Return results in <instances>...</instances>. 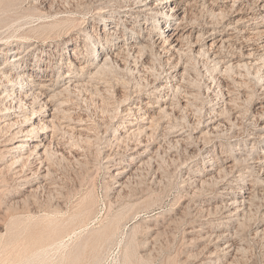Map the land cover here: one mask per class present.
I'll return each instance as SVG.
<instances>
[{"label": "rangeland", "instance_id": "1", "mask_svg": "<svg viewBox=\"0 0 264 264\" xmlns=\"http://www.w3.org/2000/svg\"><path fill=\"white\" fill-rule=\"evenodd\" d=\"M195 1L183 4L187 29L215 28L235 45L211 57L196 51L212 40L168 53L166 22H183L168 15L154 30L145 0H0V68L26 57L23 95L31 106L40 92L43 106L33 116V106L13 113L0 101V264H264V163L250 161L264 157V34L236 40L256 35L264 9L241 6L255 19L236 23L237 13L216 15L227 0ZM121 36L139 41L133 56ZM105 46L117 63L99 75L90 52ZM69 69L83 86L70 93ZM14 81L0 79V98ZM44 122L23 136L24 153L11 151L22 137L10 134ZM22 156L18 170L40 158L47 177L22 181L12 163ZM114 167L130 170L122 187ZM241 188L257 196L236 211L225 192Z\"/></svg>", "mask_w": 264, "mask_h": 264}, {"label": "bare ground", "instance_id": "2", "mask_svg": "<svg viewBox=\"0 0 264 264\" xmlns=\"http://www.w3.org/2000/svg\"><path fill=\"white\" fill-rule=\"evenodd\" d=\"M49 1H51V0H42V2L43 3H47V2H49ZM53 1V0H52ZM139 1V0H138ZM141 1V0H140ZM146 1V3H144L143 4V6H145V7H147V9L148 10H152V11H154V16H151V17H149L150 19H153V20H151L150 21V25L152 26V28L154 29V30H156L158 27H159V25L161 24V22L165 19V16H168V15H170V19L172 20V19H175V18H177V20L178 19H180L181 18V20L180 21H185L186 20V17H187V10H185L184 9V7H183V4H184V2H185V4H189L190 5V3H193V2H191V0H145ZM198 1V0H197ZM219 0H215L214 2H218ZM244 1V0H243ZM245 1H247V0H245ZM68 2V1H67ZM211 2V1H210ZM213 2V3H214ZM227 2H230L229 3V5H226L225 7L223 6V8L221 7H219V13H217L216 15L218 16V17H220L222 20H225V19H229L230 18V16H231V14H233V13H237V15L239 16L238 17V20H237V22L236 23H250L252 20H254L255 19V12H245V10L243 11V9L242 8H244V7H246V8H249V6H250V4H252L254 7H259V8H261V9H264V0H252V2H247L245 5L243 4V2H241V4H240V9L239 8H237V9H235V7H236V4H237V0H227ZM42 3V4H43ZM195 3H196V1H195ZM194 3V4H195ZM213 3H211L212 5H214ZM54 4V3H53ZM162 4H165L166 5V8H167V12H163L162 11ZM198 4V3H197ZM45 5V4H44ZM215 5H216V3H215ZM214 5V6H215ZM52 6H54V5H52ZM187 6V5H186ZM194 6V5H193ZM241 6H242V8H241ZM248 6V7H247ZM209 8V7H208ZM251 9V8H250ZM253 9V8H252ZM50 10V9H49ZM145 11V10H144ZM247 11V10H246ZM147 12V11H146ZM213 12H215L214 10H213ZM182 13H183V16L182 17H180L181 15H182ZM216 13V12H215ZM214 14V13H213ZM192 18V17H191ZM106 19H108V18H106ZM136 19H138L136 16L134 17V20H136ZM107 21H111V19H109V20H107ZM256 22V21H255ZM259 22V21H258ZM261 23V22H260ZM110 24H114V22H112L111 21V23ZM106 25H107V23H102V26H104V29H106ZM166 33L165 34H163V36L161 37V42H160V44H161V47L162 48H164V49H166L167 50V52L169 53V52H173L172 51V49L175 51L176 49H178V50H184V47H186V45L187 46H190L191 48L192 47H195V46H198V45H200L202 42H204L205 40H212V43H211V45H210V48L209 49H207L206 50V48H202V49H197V51H196V53L197 54H199V55H203V56H208V57H211V52L214 50H216V49H221V48H223V47H228V45L230 46V45H235V36L233 37V36H231V35H227V33L226 34H220V32H217L216 30L217 29H208L207 31L206 30H203V29H200L199 27V29L200 30H198L197 32L195 31V27H194V25H191L190 26V28L192 29H187L188 28V25H184V22H183V24L181 23V24H175V23H171V22H169V21H167L166 22ZM190 25V24H189ZM239 25V24H238ZM261 27H263V28H261ZM261 28V29H260ZM22 30V29H21ZM238 30V29H237ZM240 30V29H239ZM257 30H259V31H257L256 32V35H254L253 37H241V38H237L236 40H243V38L246 40V41H254L255 40V38H257V36H259V37H262L263 36V34H264V21H263V23H261L260 25H258V29ZM223 31V30H222ZM221 31V32H222ZM226 31V30H225ZM252 31V30H251ZM240 32H242V31H240ZM110 33H112V34H116V35H118L119 33H118V29H117V27L116 26H114L113 27V31L112 32H110ZM194 33H196L197 35H196V37H195V35H194ZM244 33V32H243ZM18 34V33H17ZM103 34H104V32H103ZM229 34V33H228ZM231 34V33H230ZM242 34V33H241ZM245 34V33H244ZM92 36V35H91ZM205 36H207V38H205ZM122 37V36H121ZM121 39V41H125V43H124V45H122V46H118V47H120V48H122V50L124 49V50H126V52H127V54H129L130 52H131V54H133L132 53V51L134 50V49H136L137 47H136V44H137V42H139L138 40H135L134 38H129L127 41H126V38H124V37H122V38H120ZM254 39V40H253ZM104 41H105V43H109V45H112V43H111V41H112V39L111 38H107V37H104V39H103ZM242 40H241V42H242ZM237 41V42H238ZM258 41V40H257ZM231 42H234V44H231ZM240 43V42H239ZM256 43V42H255ZM144 46V45H143ZM241 46V45H240ZM236 47V46H235ZM243 47V46H242ZM145 46L144 47H139L138 48V52L136 53V55L138 54V56H136V57H140V56H142L143 55V53L144 52H146L145 51ZM112 49H113V47H111V46H109V47H107V46H105V47H101V48H99L98 50L97 49H93V50H91V52H90V54L91 55H93L92 57H95V58H92L93 60H97V61H99L98 63H97V67H99L98 69V74L100 73L101 74V72L102 73H106L105 71H104V69H106L105 67H108L109 68V66H112L113 65V63H117V60H116V62H115V58H112ZM89 50V47L87 46L86 48H85V51H88ZM121 50V51H122ZM218 50H216V51H218ZM191 51V53H193L195 50H190ZM223 51V50H222ZM10 52V51H9ZM188 52V51H187ZM122 53V52H121ZM123 53H124V51H123ZM190 53V52H189ZM131 54H129L130 56H133V55H131ZM144 54H146V53H144ZM195 54V53H194ZM215 54V53H214ZM213 54V55H214ZM6 55H8V53H6ZM103 55V57H101ZM120 55V54H119ZM119 55H117V56H119ZM140 55V56H139ZM172 55V54H171ZM192 55V54H191ZM19 56V55H18ZM18 56H15L14 58V60H11L12 62L10 63V60H8L7 58H6V62H8L9 64H7L3 69L2 68H0V79H2V80H8L9 81V83H10V81H14V79H18L19 81L17 82L18 83V87H17V89H15V91H13V92H11L12 90H10V91H8L7 93H6V95H5V97L3 98V97H1L0 98V101H2L3 99H4V101H2L3 103L4 102H7V100L10 98V105L9 106H7L6 108L7 109H10V111H12L13 113H14V111L16 112V111H18V110H21L22 108H24V109H28L29 107H31V106H33V108L31 109V114H33V116H34V114L36 115L37 113L39 114V110L40 109H36V106L38 105V104H40L41 102H40V92L39 93H35V91H31V95H33V101L30 103V104H32L31 106L29 105V103H28V101H26L29 97H28V95H23V91L25 92V90L30 86L29 85V83H27V84H24V81H25V75H26V73H24L23 72V70L18 66V63L21 61V63H24V62H27V59H26V57H20V58H18ZM129 56V57H130ZM134 56H135V54H134ZM144 56V55H143ZM195 56V55H194ZM114 57V56H113ZM120 57V56H119ZM118 57V58H119ZM172 57V56H171ZM128 58V57H127ZM137 59V58H136ZM181 59V58H180ZM138 60V59H137ZM140 60V59H139ZM96 61V62H97ZM94 62V61H93ZM92 62V63H93ZM95 62V63H96ZM177 62V61H176ZM178 63H179V61H178ZM178 63H175V66H177L178 65ZM129 64V63H128ZM144 64V63H143ZM60 65V64H59ZM116 65V64H115ZM145 65V64H144ZM174 66V67H175ZM54 66L52 65H50V67H47V70H50V69H52ZM96 67V66H95ZM91 68V67H90ZM112 68V67H111ZM110 68V69H111ZM37 69H42L41 67H39V68H37ZM70 69H72V68H70ZM70 69L69 70H67V72L65 73V80H63V82L66 84V90H68L69 91V93L70 92H72V91H70V90H73V89H78V88H80V87H83V86H81L80 85V82L77 80V79H72V78H70V79H68L67 80V77L69 78L70 77V75H68V73L70 72ZM84 69V68H83ZM55 70V69H54ZM107 70V69H106ZM72 72H73V70H71ZM82 71V70H81ZM99 74V75H100ZM17 75V77L15 78L14 76H16ZM98 76V75H97ZM216 78V77H215ZM51 79V78H50ZM52 81V80H51ZM6 82V81H5ZM15 82V81H14ZM23 82V83H22ZM29 82V81H28ZM4 83V82H3ZM53 83V82H52ZM82 84V83H81ZM85 84V83H84ZM4 85V84H3ZM14 87V86H13ZM43 87H45V86H43ZM91 89V88H90ZM30 90H33L32 89V87L30 88ZM78 90H80V89H78ZM77 90V91H78ZM16 91H18V94L16 95V97L14 96L15 95V92ZM65 91V90H64ZM74 91V90H73ZM76 91V90H75ZM65 92H67V91H65ZM97 92V91H96ZM43 95V94H42ZM129 98V97H128ZM2 99V100H1ZM124 99H126V98H124ZM54 100V99H53ZM1 102V103H2ZM9 102V101H8ZM15 102H17L18 103V106H16L15 105ZM127 102V101H126ZM0 103V104H1ZM52 103V102H51ZM55 103V102H54ZM62 103V102H61ZM4 104H6V103H4ZM61 105V104H60ZM21 106H22V108H21ZM40 106H42L41 104H40ZM43 107V106H42ZM3 108H5V107H3ZM21 108V109H20ZM40 108V107H39ZM45 108H47V105H44V108L43 109H45ZM134 108H137V106H135ZM23 109V110H24ZM43 109H41V110H43ZM59 109V108H58ZM57 108H56V110H58ZM61 109V108H60ZM131 109H133V107L131 108ZM55 110V112H57ZM44 111V110H43ZM131 111V110H130ZM128 112V114L127 113H125L126 112V110L124 111L123 110V112L126 114V115H130V114H132V112ZM19 112V111H18ZM30 112V111H29ZM42 112V111H41ZM54 112V113H55ZM134 112V111H133ZM58 113V112H57ZM6 114V113H5ZM136 114V113H135ZM25 116V115H24ZM54 116H56V114H54ZM42 117V116H41ZM29 118V117H28ZM27 117H25L24 118V120L25 119H28ZM55 118V117H54ZM33 119V118H32ZM53 119V118H52ZM51 119V120H52ZM154 119V118H153ZM23 120V121H24ZM53 122H54V120H52ZM26 122V121H25ZM48 122V121H47ZM46 122V123H47ZM24 123V122H23ZM36 123V122H35ZM45 122L41 125V124H38V125H36V127L35 128H33V130H27V132H26V130L24 131V130H22V129H19L16 133H14V134H10L12 137L10 138V139H17V137H22V139L20 140L21 142L19 143V144H17V145H15V147L13 146V148H11V151H14V152H18V153H22L23 151H22V148H24V143L23 142H25L26 143V141L28 142V140L30 141L31 140V137H30V139H26V138H23V136H32L33 135V132L35 131V129H37V130H39V132H41L40 130L41 129H44V130H46L49 126L46 124ZM53 125V127L54 126H56L55 125V123H53L52 124ZM11 126V125H10ZM186 126V125H185ZM13 127V126H12ZM16 127V126H15ZM56 128V127H55ZM183 128V127H182ZM186 128V127H185ZM49 129V128H48ZM44 130H42V131H44ZM93 130V129H92ZM181 131V130H180ZM14 132V131H13ZM142 132V131H141ZM20 133V134H19ZM17 134H19V135H17ZM143 134V133H142ZM17 135V136H16ZM137 135V134H136ZM14 137H16V138H14ZM136 137V136H135ZM128 138V137H127ZM137 138H139V137H137ZM10 139H9V141H10ZM11 140V141H12ZM171 140V139H170ZM121 141V140H120ZM123 141H125V140H123ZM12 143V142H11ZM119 143V142H118ZM136 145V144H135ZM134 145V146H135ZM140 145V144H139ZM138 145H136L135 147H137ZM39 146L37 145V146H35V148H36V150H37V148H38ZM120 147V146H119ZM126 148V147H125ZM34 150V149H33ZM84 151V150H83ZM112 151V150H111ZM134 151H136V149L134 150ZM24 153V152H23ZM30 154H32V153H30ZM36 154V153H35ZM34 155V154H33ZM32 155V156H33ZM39 155V154H38ZM21 156V155H20ZM27 156V155H26ZM32 156L30 157V155L28 154V156L26 157L27 159L29 158V159H31L32 158ZM36 156V155H35ZM54 156V155H53ZM23 157V156H22ZM19 158V157H18ZM17 158V160H15L14 159V162H12L13 163V170H16V172H14V173H19V175H20V179L22 180V181H30L31 179H33L32 181H34V180H38L39 181V179H45L47 176H46V174L45 175H43V176H41V174L42 173H39V171L41 170V168H42V166H43V164H44V162L43 161H37V160H40V158H38V159H36L35 161H32V162H29V163H27L26 162V164H24V166L22 167V168H20L19 170H18V167H19V165H21V162L23 161L24 162V158L25 157H23V158H19L18 159ZM51 158H52V156H51ZM248 158H249V156H248ZM260 158H263V159H261L260 160ZM46 159V158H45ZM253 161V162H251V163H260V161H261V164L262 163H264V157H257L256 159L255 158H251L250 159V161ZM245 161H247L246 159H245ZM50 164V163H49ZM36 165H38V169L35 171V168H37V166ZM127 165H129V166H131L132 164H127ZM44 167V166H43ZM11 168V167H10ZM51 168V167H50ZM119 168H121V167H114L113 169H119ZM142 169V168H141ZM211 169V168H210ZM129 171L130 170H128L127 168H123V169H120V170H118L114 175H113V180L118 184L116 187H122L124 184H126L125 183V181H124V178H125V176L129 173ZM210 171V170H209ZM263 173H264V170L262 171ZM48 173V172H47ZM16 174V175H17ZM29 174H31V177H33V178H31L30 179V177L28 176ZM264 175V174H263ZM130 179H132L131 177H130ZM37 181V183H40V182H38ZM30 183V182H29ZM28 183V184H29ZM128 185V184H127ZM230 185V184H229ZM34 186V185H33ZM252 186V185H251ZM46 188V187H45ZM125 189V188H124ZM38 190V189H37ZM131 190V189H130ZM125 191H126V189H125ZM127 191H128V189H127ZM263 191V190H262ZM33 193V192H32ZM225 193H227V194H232L234 197H233V200H231L232 201V203H231V205L233 206L232 208L233 209H235L236 211H238V210H241V211H243V210H245L246 208L245 207H248L247 206V204H249L250 202H251V200H253V198H256L255 196H257V194H255V193H253V190L251 189V188H241V190H239V191H233V189H229L228 190V192H225ZM121 195V194H120ZM125 195V194H124ZM36 196V195H35ZM117 197V196H116ZM124 197V196H123ZM26 199V198H25ZM43 200V199H42ZM119 200V199H118ZM16 202V201H15ZM14 203V202H13ZM17 204V203H16ZM20 205V204H19ZM229 206V205H228ZM252 207V206H251ZM245 217V216H244ZM43 224V222H41V223H39V226H41ZM46 225V224H45ZM44 225V226H45ZM234 236V235H233ZM231 244V243H230ZM230 247V246H229ZM237 250V249H236ZM228 251V250H227Z\"/></svg>", "mask_w": 264, "mask_h": 264}]
</instances>
